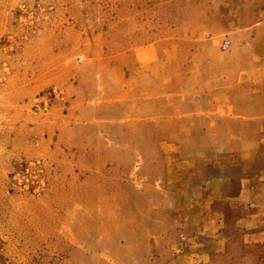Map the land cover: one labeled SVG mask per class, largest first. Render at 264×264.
Returning <instances> with one entry per match:
<instances>
[{
	"label": "rangeland",
	"instance_id": "obj_1",
	"mask_svg": "<svg viewBox=\"0 0 264 264\" xmlns=\"http://www.w3.org/2000/svg\"><path fill=\"white\" fill-rule=\"evenodd\" d=\"M264 0H0V264H264Z\"/></svg>",
	"mask_w": 264,
	"mask_h": 264
},
{
	"label": "crops",
	"instance_id": "obj_2",
	"mask_svg": "<svg viewBox=\"0 0 264 264\" xmlns=\"http://www.w3.org/2000/svg\"><path fill=\"white\" fill-rule=\"evenodd\" d=\"M262 182H263V184H262V185H264V179L262 180Z\"/></svg>",
	"mask_w": 264,
	"mask_h": 264
}]
</instances>
